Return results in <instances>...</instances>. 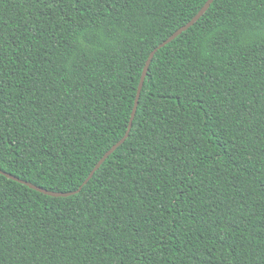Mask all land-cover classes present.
Masks as SVG:
<instances>
[{"label":"trees","instance_id":"trees-1","mask_svg":"<svg viewBox=\"0 0 264 264\" xmlns=\"http://www.w3.org/2000/svg\"><path fill=\"white\" fill-rule=\"evenodd\" d=\"M206 1L0 0V169L79 189ZM0 264H264V0L155 53L79 192L0 173Z\"/></svg>","mask_w":264,"mask_h":264},{"label":"water","instance_id":"water-1","mask_svg":"<svg viewBox=\"0 0 264 264\" xmlns=\"http://www.w3.org/2000/svg\"><path fill=\"white\" fill-rule=\"evenodd\" d=\"M215 0H207L206 3L204 4V6L200 9V11L185 25H183L182 27H180L178 30H176L172 35H170L166 40H164L162 43H160L150 54L145 66H144V69H143V72H142V75H141V79H140V83H139V87H138V91H137V95H136V98H135V103H134V108H133V112H132V116H131V119H130V123H129V127L125 133V135L122 137V139H120L116 144H114L106 153L105 155L100 159V161L96 164V166L94 167V169L91 171V173L89 174V176L87 177V179L84 181L83 185H85L91 178L92 176L94 175V173L96 172V170L98 168H100V166L102 165V163L106 160V158L111 154L113 153L128 137H129V134H130V131L132 129V125H133V120L135 118V115H136V112H137V108H138V104H139V100H140V96H141V92H142V89H143V86H144V83H145V79L147 77V74H148V71H149V68H150V65H151V62H152V59L154 58V55L155 53L162 47H164L166 44H168L169 42L173 41L177 36H179L181 33H183L185 30H187L190 26L194 25L203 15L204 13L209 9L210 5L214 2ZM0 173L13 179V180H16L18 182H21V183H24L26 185H28L29 187L39 191V192H42L44 194H47V195H50V196H55V197H60V196H70V195H73L77 192H79L82 188L79 187V189L77 190H74V191H67V192H62V191H53V190H49V189H46L44 187H41V186H38L30 181H26L24 179H21L9 172H6L2 169H0Z\"/></svg>","mask_w":264,"mask_h":264}]
</instances>
